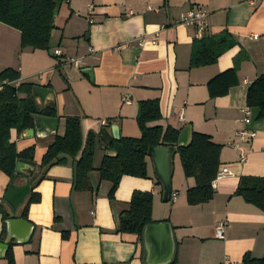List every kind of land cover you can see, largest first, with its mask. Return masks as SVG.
Returning <instances> with one entry per match:
<instances>
[{
	"label": "crops",
	"instance_id": "0c3cea01",
	"mask_svg": "<svg viewBox=\"0 0 264 264\" xmlns=\"http://www.w3.org/2000/svg\"><path fill=\"white\" fill-rule=\"evenodd\" d=\"M197 9L208 15L205 36L226 31L234 46L215 64L190 68L195 28L176 23L182 13ZM54 26L51 55L49 50H22L19 32L0 24V72H18L14 86L29 83L52 91L46 104L53 102L56 110L55 119L34 116L32 136L10 131L17 153L33 148L34 166L14 181L16 186L28 182L30 188L14 215L4 201L11 179L0 172V264H8V252L13 264H146L143 237L118 232L119 217L129 210L135 192L150 193L152 221L170 226L174 264H244L245 256L264 258V212L234 195L241 177L264 178V119L246 105L248 87L264 76V0H67ZM56 50L61 57L53 55ZM71 59H81L79 69L67 64ZM231 70L236 84L225 96L210 98L208 83ZM145 101L159 104L161 119L150 128L174 129L178 140L189 128L191 136L205 135L221 147L218 171L226 168L229 175L212 182L209 202L188 205L186 192L195 181L184 177L177 151L169 193H177L174 203L165 200L148 155L147 177H121L109 196L112 184L99 173L107 145L140 137L136 117L138 104ZM244 108L251 120L245 128L256 137L241 144V162L232 145ZM181 110L182 121L177 118ZM67 118L79 119L81 149L89 133L95 136L89 191L74 187L73 163L81 151L74 162L40 168L53 138L64 136ZM112 127L118 129L117 139ZM31 194L38 201L21 218ZM3 214L8 216L4 229ZM11 219L25 220L30 229L20 227L9 238ZM219 223H225L222 240L214 233Z\"/></svg>",
	"mask_w": 264,
	"mask_h": 264
},
{
	"label": "trees",
	"instance_id": "16d2710c",
	"mask_svg": "<svg viewBox=\"0 0 264 264\" xmlns=\"http://www.w3.org/2000/svg\"><path fill=\"white\" fill-rule=\"evenodd\" d=\"M67 0H62L65 2ZM56 0H0V24L14 29L20 34V48L32 51H48L54 26V10ZM234 46L232 37L223 31L215 36H205L196 40L192 46L190 68H198L215 64L217 59ZM19 80V73L12 69L0 72V172L11 179L16 178V164L18 162L34 166L33 148L17 153L14 144L10 142V131L23 134L33 127L34 116L56 118L54 104L40 108L31 96L33 84L22 83L14 86ZM236 84L235 70L216 77L208 83L210 98L225 96L229 89ZM246 105L257 108V119H264V76H260L251 83L246 94ZM161 119L157 101H145L138 104L136 124L140 131L138 139L119 138L113 141L103 158L99 169L100 179L112 184L109 196L112 197L121 177L130 176L146 178L147 169L145 159L151 148L177 145L178 132L171 128L148 125ZM82 148L80 124L78 118H67L65 133L62 138L54 137L42 157L40 168L45 170L53 165H65L68 160L74 162L81 151L78 162L73 163L74 187L77 190L89 191L88 174L92 171L95 136L89 133ZM221 147L211 142L210 138L192 133L190 144L177 148L185 178H192L195 187L186 192L188 205L195 206L209 202L214 194L212 182L216 178L219 167ZM234 195L241 197L248 204L264 212V178L241 177ZM170 195L166 201L169 200ZM38 197L30 195L21 218H27L28 206L37 202ZM152 195L150 193L135 192L129 203V210L119 217L118 232L133 234L142 241L146 226L154 224L151 219ZM8 219L3 214L4 222ZM8 264H13L10 252L7 256ZM175 258L171 264H174ZM244 264H264L262 259H249L245 256Z\"/></svg>",
	"mask_w": 264,
	"mask_h": 264
},
{
	"label": "water",
	"instance_id": "95a60500",
	"mask_svg": "<svg viewBox=\"0 0 264 264\" xmlns=\"http://www.w3.org/2000/svg\"><path fill=\"white\" fill-rule=\"evenodd\" d=\"M62 0H56V7L54 15L56 16ZM52 55V51L49 50ZM52 95V91L34 86L32 87L31 96L34 101L39 103L40 108L47 106V98ZM50 104H53L51 102ZM49 105V104H48ZM118 129L112 127L111 136L117 139ZM24 135L26 137L32 136L33 131L31 129L25 130ZM191 134L190 129L185 128L177 143V148L186 147L190 144ZM109 145H107L108 147ZM176 148L159 146L149 149L148 156L153 161L155 175L162 184L164 189L165 200L170 193V179H171V160L175 153ZM107 155H114L113 153L107 152ZM26 169L32 170L31 166H27L24 163L18 162L16 164V178L20 175L25 174ZM14 180V181H15ZM14 181L9 185L4 201L11 207L13 215L16 213L18 207L24 202L30 192L29 183L26 182L22 186H16ZM7 232L8 237H15L20 227L30 229V225L21 219H11L7 221ZM24 238V237H23ZM143 244L146 250V264H170L174 255V242L172 239L171 228L166 223L151 224L145 227L143 232Z\"/></svg>",
	"mask_w": 264,
	"mask_h": 264
},
{
	"label": "built area",
	"instance_id": "2783aa9c",
	"mask_svg": "<svg viewBox=\"0 0 264 264\" xmlns=\"http://www.w3.org/2000/svg\"><path fill=\"white\" fill-rule=\"evenodd\" d=\"M92 10V6H89V11ZM207 13L202 10H190L185 13H182L179 17V20L176 24L183 25L185 27H193L195 28V38L196 40H201L205 37L207 32ZM144 40L139 41V44L142 45ZM155 43V41H153ZM92 52L91 49H89ZM54 56L61 57V52L56 50L53 52ZM81 59H71L67 60V64L72 65L74 68L79 69ZM42 76L40 75V78ZM124 104H128V100L126 98L122 99ZM242 118L239 120V123L242 127L234 133L236 142L232 145L234 149L239 151V159L240 161H244L245 159V152L241 149V144L250 142L256 137V134L252 131L247 130L245 127L250 123V110L249 108H244L241 110ZM178 120H183V113L182 110L177 115ZM229 175V172L226 168H222L216 174V179H221ZM177 193H173L169 201L174 203L177 200ZM224 226L225 223H219L214 228L215 238L218 240H222L224 237Z\"/></svg>",
	"mask_w": 264,
	"mask_h": 264
},
{
	"label": "rangeland",
	"instance_id": "374dc122",
	"mask_svg": "<svg viewBox=\"0 0 264 264\" xmlns=\"http://www.w3.org/2000/svg\"><path fill=\"white\" fill-rule=\"evenodd\" d=\"M174 159H175V161H177V162H178V156H175V158H174Z\"/></svg>",
	"mask_w": 264,
	"mask_h": 264
}]
</instances>
